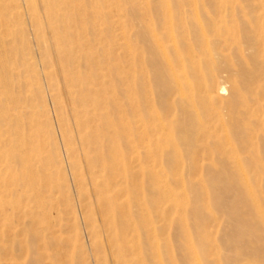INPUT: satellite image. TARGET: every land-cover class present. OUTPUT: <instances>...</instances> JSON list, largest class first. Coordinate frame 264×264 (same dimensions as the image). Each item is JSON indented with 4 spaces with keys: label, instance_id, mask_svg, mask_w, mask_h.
Masks as SVG:
<instances>
[{
    "label": "bare ground",
    "instance_id": "obj_1",
    "mask_svg": "<svg viewBox=\"0 0 264 264\" xmlns=\"http://www.w3.org/2000/svg\"><path fill=\"white\" fill-rule=\"evenodd\" d=\"M42 1L43 14L36 0H25V8L39 36L45 35L43 18L54 36L64 80L71 83L69 95L80 147L70 134L56 93L57 71L47 60L41 63L44 71L38 70L47 88L38 82L37 90L48 94L54 105L63 143L64 156L60 157L70 168L78 201L85 210L93 263L108 264L109 255L112 264H176L169 254L165 261L164 247L170 245L164 233L169 223L166 202L177 193L164 184L162 176L155 174L158 178L153 180L147 162L163 159L165 153L154 152L153 147L165 144L173 145L177 163L191 156L195 148L208 150L212 158L220 155L233 162L238 174L231 180L230 191L250 207L248 215L239 211L236 215L243 224L241 231L244 236L254 235L253 240H264V192L253 188L247 173H239L242 153L260 145L264 153V0H212L214 9L204 0H141L132 20L120 21L117 37L123 61L110 67L108 74L99 67L83 73L75 65L76 52L84 55L88 65L94 62L90 54L83 53L81 43L89 5L84 0ZM215 44L234 51L238 62L213 51ZM216 56L226 59L232 72L229 87L220 82L217 71L205 70L204 64L215 63ZM32 65L37 71V61ZM106 76H117L122 88L109 84ZM241 125L245 134L238 146L231 134ZM176 132L179 138L175 140L171 134ZM183 146L186 152L181 150ZM16 158L12 151L6 153L7 172L8 162ZM263 162L264 154L257 152L251 157L256 175L264 173V164L257 165ZM259 180L264 183V177ZM154 184L158 185L154 188ZM153 189L163 200L161 205L153 204ZM211 191L208 189V199L217 203L222 196ZM21 213L33 215L31 208ZM160 217L164 226L159 224ZM204 221L201 216L197 225ZM25 225L28 223L22 231ZM9 240L16 242L17 234ZM262 250L264 246L252 253ZM260 260L250 264H264L263 256Z\"/></svg>",
    "mask_w": 264,
    "mask_h": 264
},
{
    "label": "rangeland",
    "instance_id": "obj_2",
    "mask_svg": "<svg viewBox=\"0 0 264 264\" xmlns=\"http://www.w3.org/2000/svg\"><path fill=\"white\" fill-rule=\"evenodd\" d=\"M36 1L43 14L44 2ZM84 2L89 5L87 10L90 16L85 20L81 43L83 53L90 54L94 62L88 65L89 61L84 55L80 56L76 52L75 65L83 73L99 67L108 74L110 67H118L123 61L119 59L123 52L118 46L120 41L117 37L120 21L130 22L141 0ZM204 3L214 9L212 0H204ZM43 21L47 25L44 18ZM45 25V35L39 36L30 24L25 0H0V264H94V248L85 210L78 201L70 168L60 157V154L64 156L63 143L54 105L48 94H40L37 90L38 82L47 88L39 73L45 69L41 63L47 60L49 64H54L57 71L54 79L56 93L64 106L70 134L80 147L78 126L72 114V97L69 95L71 83L64 80V73L58 63L59 56L53 46L54 36ZM214 50L238 62L236 53L224 49L222 44H215ZM32 61H37V71ZM225 63L226 59L216 56L215 63L204 64V67L206 72L217 71L220 82L229 87L228 79L232 72ZM105 80L118 90L122 88L117 76H106ZM141 115L145 117L146 111ZM244 132L242 125L232 131L231 136L238 146L242 145ZM178 136L177 132L171 134L175 140ZM173 148L171 144L160 148L154 146V152L163 151L165 155L163 159L147 161L153 169V180L158 178L155 174L162 176L164 184L177 193L176 197L166 202L169 223L164 236L170 245L168 249L164 247L166 263L168 254L176 264L260 263L264 250L257 254L252 252L263 247L264 240H253L252 234L244 236L241 231L243 224L237 213L239 211L246 216L250 207L245 199H237L235 193L230 191L234 174H238L234 163L220 155L212 158L208 150L197 148L190 153L191 156L186 155L177 163ZM181 150L186 152V147H181ZM251 150L253 152L241 154L244 160L239 173H247L253 188L258 193L261 190L264 192V183L260 184L259 180L264 177V173L256 175V165L251 163V157L257 152L264 154L263 149L260 145ZM8 151H12L15 158L19 156L8 162L12 171L8 170L9 174L6 170ZM204 163L207 167L202 168ZM179 179H183V182ZM3 180L6 181L3 183ZM157 185L154 184V188ZM208 189L211 192L216 190L222 196L217 203L214 200L215 206L208 199ZM154 190L151 194L153 204L161 205L163 200L158 199L157 191ZM198 207L202 210L197 211ZM24 208L32 209V217L21 213ZM201 216L205 221L198 226ZM97 219L102 224L100 215ZM159 220V224L164 226L161 217ZM24 223L28 225L22 231ZM13 234H17L18 238L14 243L9 240ZM110 258L108 255V264H112Z\"/></svg>",
    "mask_w": 264,
    "mask_h": 264
}]
</instances>
